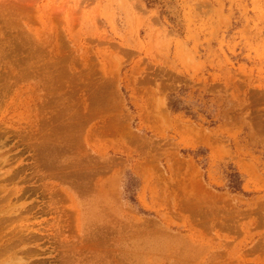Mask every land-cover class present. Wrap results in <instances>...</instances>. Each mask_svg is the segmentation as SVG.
Instances as JSON below:
<instances>
[{"label": "rangeland", "instance_id": "1", "mask_svg": "<svg viewBox=\"0 0 264 264\" xmlns=\"http://www.w3.org/2000/svg\"><path fill=\"white\" fill-rule=\"evenodd\" d=\"M0 264H264V0H0Z\"/></svg>", "mask_w": 264, "mask_h": 264}, {"label": "trees", "instance_id": "2", "mask_svg": "<svg viewBox=\"0 0 264 264\" xmlns=\"http://www.w3.org/2000/svg\"><path fill=\"white\" fill-rule=\"evenodd\" d=\"M233 186L235 185V183L232 184Z\"/></svg>", "mask_w": 264, "mask_h": 264}]
</instances>
